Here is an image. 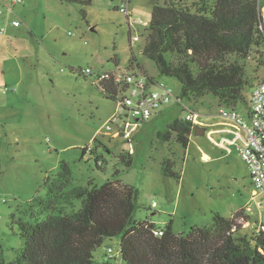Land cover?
<instances>
[{
    "label": "rangeland",
    "instance_id": "1",
    "mask_svg": "<svg viewBox=\"0 0 264 264\" xmlns=\"http://www.w3.org/2000/svg\"><path fill=\"white\" fill-rule=\"evenodd\" d=\"M157 1L164 2L129 0L126 15L120 10L121 0H92L90 5L0 0V252L6 260L17 258L25 246L19 222L47 216L42 202L52 197L54 185L63 194L90 182L100 186L120 180L138 190L137 220L151 221L160 229L172 220L177 234L212 225L217 213L232 217L242 210L237 222L244 233L258 230L264 221V192L254 187L237 148L220 147L209 135H198L195 130L187 148L176 141L175 134L166 141L159 136L176 117L186 116L187 110L175 99L142 123L123 115L115 128L132 121L127 127L131 142L105 130L117 103L95 84L99 72L142 67L174 94L181 92L178 79L161 76L156 64L143 54L142 33ZM259 1L264 6V0ZM130 36L140 39L131 41ZM244 61L255 85L264 79V51L254 49ZM87 69L94 74L85 76ZM252 90L251 86L245 89L247 101L236 107L245 118ZM185 104L206 122L223 118L219 109L225 105L211 93L197 102L186 99ZM96 137L101 143V167L95 155L83 156L86 147L95 146ZM122 154L131 157V165L121 160ZM166 159L172 160L179 177L163 173ZM63 163L69 165L72 176L65 186L60 180ZM81 201L76 199L69 207L65 199L57 198L55 205L78 210ZM94 259L96 264H126L120 238H107L95 249Z\"/></svg>",
    "mask_w": 264,
    "mask_h": 264
},
{
    "label": "trees",
    "instance_id": "2",
    "mask_svg": "<svg viewBox=\"0 0 264 264\" xmlns=\"http://www.w3.org/2000/svg\"><path fill=\"white\" fill-rule=\"evenodd\" d=\"M188 2L157 1L142 33L146 41L143 54L156 64L161 76L178 79L179 94L184 99L197 102L211 93L221 105L237 107L240 101L245 103V89L255 83L244 59L254 49L264 51V6L259 0ZM139 69L149 82L156 81L142 67ZM98 87L107 99L117 102V85ZM194 126L176 117L159 136L166 141L175 134L176 141L187 148ZM93 142L97 163L101 143L98 138ZM85 152L86 148L83 156ZM121 160L132 164L127 154H122ZM172 163L171 159L164 161L163 173L179 177ZM62 167L60 180L65 186L71 183V168L67 163ZM61 190L54 185L50 189L52 197L42 202L47 211L44 219L19 222L25 246L11 261L0 252V264H96L95 249L111 237L120 238V254L126 264H264V231L253 228L251 233L242 232L237 222L242 210L232 217L217 213L212 225L191 227L180 234L170 220L161 228L164 234L157 236L155 223L136 219L138 190L129 184L108 180L100 186L91 182L86 187L76 186L63 194ZM57 198L65 199L69 207L81 199V207L66 211L55 205Z\"/></svg>",
    "mask_w": 264,
    "mask_h": 264
},
{
    "label": "built area",
    "instance_id": "3",
    "mask_svg": "<svg viewBox=\"0 0 264 264\" xmlns=\"http://www.w3.org/2000/svg\"><path fill=\"white\" fill-rule=\"evenodd\" d=\"M127 2L128 0L122 2L123 5L120 10L129 15ZM18 24L19 21H14L15 26ZM146 25L148 26L149 23H146ZM139 39L140 36L131 37V41H138ZM83 73L85 76L94 74L91 69L84 70ZM94 82L101 87L115 84L120 90L115 112L105 124L106 132L115 138H123V140L131 142L133 137L131 130L127 128L128 124L132 121L142 123L147 119L149 120L153 115L161 112L160 109L169 104L172 99H175L176 104L183 107L182 110H187L185 119L193 122L195 126L203 123L201 115L185 104L186 99L182 98L180 94H174L173 90L163 83L158 81L149 82L147 75L140 70L99 72L94 76ZM157 86L161 87L162 90H153ZM219 112L221 117L232 123L239 131L243 130L245 133V140L237 149L242 161L250 170L254 187L257 191L264 192V79L257 82L253 87L249 98L247 118L243 117L236 107L225 105L219 109ZM123 115L128 116L132 121H127L124 128H115V123L122 120ZM92 150V146L86 147L85 154H92ZM97 163L99 166H103L102 158L98 157ZM258 230L264 231V223L260 224ZM154 232L157 236L164 234V230L160 228L155 229ZM108 252L111 255L113 254L112 247L109 248Z\"/></svg>",
    "mask_w": 264,
    "mask_h": 264
},
{
    "label": "crops",
    "instance_id": "4",
    "mask_svg": "<svg viewBox=\"0 0 264 264\" xmlns=\"http://www.w3.org/2000/svg\"><path fill=\"white\" fill-rule=\"evenodd\" d=\"M248 110H249V101H248L246 113ZM202 122H203L202 125H200L199 127L204 128V135H209L211 137V140L220 147H226L227 149H231V147L237 148L238 146L243 144L245 140V133L243 132V130L239 131L236 127H234L232 123L228 122L224 118L215 121H211L207 119V122L206 120L203 119ZM195 127L196 126H194V130ZM198 135H203V134L198 133ZM246 225H249V220L246 222Z\"/></svg>",
    "mask_w": 264,
    "mask_h": 264
},
{
    "label": "water",
    "instance_id": "5",
    "mask_svg": "<svg viewBox=\"0 0 264 264\" xmlns=\"http://www.w3.org/2000/svg\"><path fill=\"white\" fill-rule=\"evenodd\" d=\"M195 132L198 134V133H201L204 135V128L203 127H199V126H196L195 127Z\"/></svg>",
    "mask_w": 264,
    "mask_h": 264
}]
</instances>
